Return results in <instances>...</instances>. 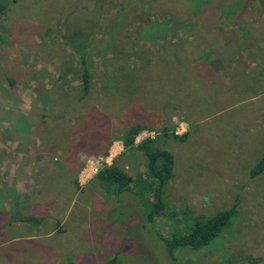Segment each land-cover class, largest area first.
Returning a JSON list of instances; mask_svg holds the SVG:
<instances>
[{
	"label": "rangeland",
	"instance_id": "obj_1",
	"mask_svg": "<svg viewBox=\"0 0 264 264\" xmlns=\"http://www.w3.org/2000/svg\"><path fill=\"white\" fill-rule=\"evenodd\" d=\"M0 5V264H264V172L250 177L264 155V0ZM82 48L91 85L80 101ZM176 60L177 71L166 70ZM135 67L141 79L150 76L148 91L133 90ZM155 76L167 112L153 94ZM176 98L182 105L172 111ZM164 112L166 137L162 120L153 122ZM136 123L153 129L141 131L135 146L153 139L173 158L153 223L146 221L156 197L146 159L119 140ZM112 164L131 180L118 195L115 184L96 178ZM35 186L40 196L32 198L26 189ZM232 207L211 243L167 257L161 237L185 235L194 217ZM7 209L15 216L38 209L55 222L4 227Z\"/></svg>",
	"mask_w": 264,
	"mask_h": 264
},
{
	"label": "trees",
	"instance_id": "obj_2",
	"mask_svg": "<svg viewBox=\"0 0 264 264\" xmlns=\"http://www.w3.org/2000/svg\"><path fill=\"white\" fill-rule=\"evenodd\" d=\"M5 8V6L0 5V11H2ZM78 53V56L80 57V68H81V91L82 94L78 98L80 101L84 100L87 95L88 91L91 85V74L89 70V65L87 63V52L84 48L76 50ZM166 70H171L172 73H175L178 68V60L175 62L165 64ZM140 70L138 67L133 68V90L135 91L138 86H142V92L145 90L148 91V88L144 87V82L147 86L150 85L151 79L150 76L147 75L146 78L143 80L140 76ZM117 71L121 72L122 69L118 68ZM125 75H129L128 72H125ZM154 79H157L159 81L158 83V90L155 92L153 90V94L156 95L158 100V106L159 109H165V112L169 111V106L165 104L164 106H160L159 101L161 98V88L160 83L161 79L159 76H155ZM178 84L181 82L179 80L176 81ZM166 83V91L172 92V82L171 81H165ZM156 85V84H155ZM154 85V87H156ZM137 93V92H135ZM175 94L178 93L177 91L174 92ZM143 95L142 97H144ZM134 102L137 103V99L133 95ZM179 100L180 106L182 105V102L179 98H176L173 104L171 105V110H176L177 105L175 102ZM143 106V109L145 107L144 103L141 104ZM141 105H139L138 110L139 112H142L144 116H146L148 113H145L144 110L141 109ZM162 107V108H161ZM149 110H147L148 112ZM156 118L155 121H160V123H163L160 125L161 131L164 133V137H166V132L169 130L167 127V122H165L166 117L165 113ZM146 119V118H145ZM146 122V121H145ZM152 122V123H153ZM150 123V127L152 125ZM144 124H133L130 127H128L126 130H123V136L119 139L124 149H132L133 147L135 149H139L142 151L145 159H146V168L148 173L153 177L155 181V189H156V197L155 202L151 205L149 211L146 215V221L147 223H153L154 218L160 214L163 211L164 204L162 202V194L164 193L165 186L167 182L171 179L172 176V166H173V158L172 155L161 148L155 147V140L153 139H146L143 140L141 143H139L137 146L134 145L135 137L143 130H152L153 128H150ZM172 137L179 139L182 138L185 135L181 137H177L174 134H171ZM110 144H108L105 148L108 149ZM107 152V151H106ZM105 152V154H106ZM264 172V155L259 159V161L255 164V166L250 171V177L255 178L259 175H261ZM96 178L99 179L102 183H113L117 186L116 194H121L124 191L128 190V186L130 185V178L123 173L122 170H120L115 164H112L110 166H105L101 168L96 173ZM235 207H232L231 209H228L226 211H220L217 212L215 215H213L210 218L202 219V216L194 217L192 221V225L190 230L185 235L180 236H172L170 239H164L161 236V239L163 240L165 246H166V252L167 257L170 260L175 259V251L180 248H190L191 250H199L205 246H207L209 243H211L221 232L222 230L229 224V220L235 213ZM21 222L31 223L34 225L35 222H38L40 224L41 219L35 218L31 216H24L20 219Z\"/></svg>",
	"mask_w": 264,
	"mask_h": 264
},
{
	"label": "crops",
	"instance_id": "obj_3",
	"mask_svg": "<svg viewBox=\"0 0 264 264\" xmlns=\"http://www.w3.org/2000/svg\"><path fill=\"white\" fill-rule=\"evenodd\" d=\"M36 142L33 144L35 147H36V151H35V153L36 152H41L40 150H39V144L40 143H38V140L36 139L35 140ZM116 143V142H115ZM38 144V145H37ZM41 145L42 144H40V147H41ZM25 148V146L24 147H22V149H24ZM30 148V147H29ZM108 149H109V147H108ZM108 149L107 150H104L102 153H99V154H105V152L106 151H108ZM21 150V149H20ZM19 150V151H20ZM26 151V148L24 149V152ZM79 152H81V150L80 149H78L77 150V153H79ZM77 153L76 152H74V157L75 156H77ZM86 153V152H85ZM89 154H97V153H89ZM6 161H3V162H1L2 164H4ZM5 167V166H4ZM4 167L2 168V169H4ZM54 167V166H53ZM64 171H67V172H69L70 173V168H68L67 170L65 169ZM75 171H77V170H75ZM72 173H73V170H72ZM25 177L24 176H19V175H17V177H16V180L19 182V183H21V184H24L23 182L24 181H26L25 179H24ZM75 178V177H74ZM23 181V182H22ZM27 182V181H26ZM0 185H1V183H0ZM75 188H76V190H78L79 189V187H80V185L78 184V182H77V179H75ZM33 192H32V189H30L29 191L26 189V191H27V195H33V197L32 198H34L37 194H38V196H40V193H38V192H36L37 190H38V188L36 189V186L33 188ZM17 198L19 199V194H18V191H17ZM20 204H21V208H24L25 206H26V203L24 202V200H21L20 201ZM6 206H8V204L6 205ZM16 210V209H15ZM21 210H16V212H20ZM34 211H36V210H34ZM37 211H39L40 213H25V214H23V215H17V216H15V215H13L8 209H7V213L6 214H4V216H6V220L5 221H2V222H6L5 224H3L4 225V227H7V226H9V222H21L20 221V219H21V217H24V216H29V214H30V216L31 217H37V218H40L41 219V222H55L54 221V219H53V216H52V213H43L42 211H40V210H38L37 209ZM49 220V221H48ZM41 224V223H40Z\"/></svg>",
	"mask_w": 264,
	"mask_h": 264
},
{
	"label": "built area",
	"instance_id": "obj_4",
	"mask_svg": "<svg viewBox=\"0 0 264 264\" xmlns=\"http://www.w3.org/2000/svg\"><path fill=\"white\" fill-rule=\"evenodd\" d=\"M99 170H100V169H99ZM99 170H98V171H99ZM98 171H97V172H98Z\"/></svg>",
	"mask_w": 264,
	"mask_h": 264
}]
</instances>
